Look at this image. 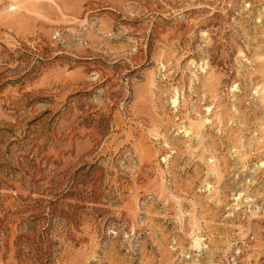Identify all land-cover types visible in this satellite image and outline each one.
<instances>
[{
  "label": "rangeland",
  "instance_id": "obj_1",
  "mask_svg": "<svg viewBox=\"0 0 264 264\" xmlns=\"http://www.w3.org/2000/svg\"><path fill=\"white\" fill-rule=\"evenodd\" d=\"M0 264H264V0H0Z\"/></svg>",
  "mask_w": 264,
  "mask_h": 264
}]
</instances>
